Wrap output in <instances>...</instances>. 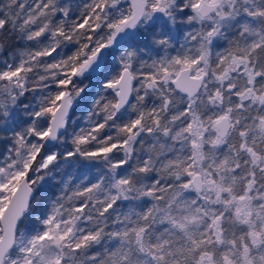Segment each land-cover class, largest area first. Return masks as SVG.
Instances as JSON below:
<instances>
[{
	"label": "snow or ice",
	"instance_id": "6c2138e0",
	"mask_svg": "<svg viewBox=\"0 0 264 264\" xmlns=\"http://www.w3.org/2000/svg\"><path fill=\"white\" fill-rule=\"evenodd\" d=\"M0 264H264V0H0Z\"/></svg>",
	"mask_w": 264,
	"mask_h": 264
},
{
	"label": "trees",
	"instance_id": "16d2710c",
	"mask_svg": "<svg viewBox=\"0 0 264 264\" xmlns=\"http://www.w3.org/2000/svg\"><path fill=\"white\" fill-rule=\"evenodd\" d=\"M81 107H83V103L81 104ZM85 115V113L81 112L79 109H77V112H76V117L75 118H80V125L83 127V126H86L84 120L82 119L83 116ZM64 170H69L67 167L64 169ZM72 171H77V170H83L81 169L80 165L77 164L75 168L73 169H70ZM33 208L36 207L35 204L32 205Z\"/></svg>",
	"mask_w": 264,
	"mask_h": 264
}]
</instances>
